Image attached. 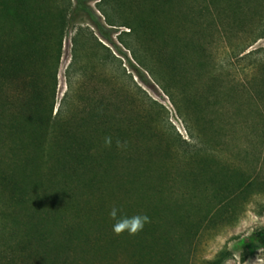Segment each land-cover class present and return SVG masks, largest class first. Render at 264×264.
<instances>
[{
  "label": "rangeland",
  "instance_id": "rangeland-1",
  "mask_svg": "<svg viewBox=\"0 0 264 264\" xmlns=\"http://www.w3.org/2000/svg\"><path fill=\"white\" fill-rule=\"evenodd\" d=\"M254 2L231 23L230 0H0V192L15 197L0 201V225L82 217L80 227L114 235L115 206L150 218L117 236L141 258L149 245L174 254L179 238L183 264L264 258L249 239L264 226L242 223L264 216V123L254 108L264 34L236 50L264 30V1ZM215 109L238 123L230 140L243 153L214 151L211 131L200 134ZM229 163L259 182L219 216L213 181L229 176Z\"/></svg>",
  "mask_w": 264,
  "mask_h": 264
},
{
  "label": "trees",
  "instance_id": "trees-1",
  "mask_svg": "<svg viewBox=\"0 0 264 264\" xmlns=\"http://www.w3.org/2000/svg\"><path fill=\"white\" fill-rule=\"evenodd\" d=\"M230 1L232 2V9L229 8L228 12H234L236 14L234 17L229 18L231 23H233L235 22L234 18L240 15L241 10L244 9L242 3H248L250 0H242V3L237 0ZM252 1L256 3L254 0ZM78 2H80V0H78ZM259 26L260 30H258L257 36H253L249 43L246 44L244 41L240 43L239 46L237 45L236 50H238V54L244 53L246 48L262 38L261 36L264 34V30L261 29V24ZM102 35L106 38L104 33H102ZM202 52V58L205 60V64L210 65L211 57L208 54V49H205L204 45L202 46ZM257 53L259 52L257 51ZM253 54L254 53L248 52L241 58L245 59ZM168 64L174 69L173 60ZM4 73L5 72L2 71L0 72V82L7 79L4 78ZM10 78L11 77L8 76V79ZM263 79L264 77L260 78L257 85H259ZM258 94H262L261 99L258 97ZM256 97L259 99V102H255V114L259 116V119H262L264 123V89L257 93ZM217 111H219V109L213 111L215 117H207L205 119L206 127L200 131V134L202 135L211 131L208 135L214 143V151H216L217 148L224 149L226 147L230 153L232 152V148L234 153H243L242 149L232 147L233 144L230 140L232 135L236 133L235 130L237 129L238 123L224 120V118L221 120L218 116H222V113L219 111L218 114H216ZM262 130L264 132V124ZM230 134L232 135L230 136ZM200 137L196 138L200 139ZM245 154L248 157V153L245 152ZM211 158L216 159V156L213 154ZM211 164L214 165V162ZM229 167H231V170L227 178L213 181V188L215 189L213 195L214 200L212 199V203L214 204L213 211L218 213L219 210H221L219 216L233 209V203L248 194L259 182L257 174H252L253 176L248 175L249 177L246 178V174H244L243 170L234 166V163H229ZM3 193L5 196L0 192V196H3L0 200L2 203L6 200H9V202L15 200L14 195L5 191ZM41 218L45 220V218ZM79 219L82 220V217L65 219L47 228L43 226L36 227L39 222L31 226L15 227L4 220L0 225V264H110V261L117 262L118 259H122L119 264H183V259L185 258L182 257V253H180L181 259H178L180 258L178 255V251L180 252L179 246L184 244L181 238L171 244V246L173 245L175 247L178 243V248H176L177 250H175L174 254V248H171V253L169 254L166 253L167 249L165 248L158 247L159 249L157 248L154 250L149 245V254L141 258L138 256L139 249L133 248L132 243L126 242L124 246H121L118 244L120 239L117 236L109 235V232L106 234L97 229L93 230L89 227L84 228L85 226L83 224H81L80 227ZM29 223L31 224L32 221ZM198 233L199 231L196 233V236ZM249 239L257 242L264 248V228L256 231ZM131 249L132 252L130 253L129 251ZM134 253L136 255H134Z\"/></svg>",
  "mask_w": 264,
  "mask_h": 264
},
{
  "label": "clouds",
  "instance_id": "clouds-1",
  "mask_svg": "<svg viewBox=\"0 0 264 264\" xmlns=\"http://www.w3.org/2000/svg\"><path fill=\"white\" fill-rule=\"evenodd\" d=\"M112 138L105 137L104 144L106 147H110ZM117 147H122L119 141H117ZM255 205L249 204L248 208L252 209ZM120 209L113 206L109 211V217L114 221L112 226L113 234L116 236L127 233L128 235H136L141 232L147 223H150V218L147 215H134L131 217L119 215ZM242 223L246 226H264V216L255 215L254 213H246L242 219ZM238 260V257H237ZM224 264H232L231 260L226 259ZM248 264V262H245ZM254 264H264V258L257 257Z\"/></svg>",
  "mask_w": 264,
  "mask_h": 264
}]
</instances>
